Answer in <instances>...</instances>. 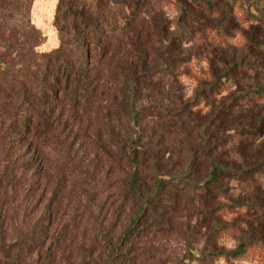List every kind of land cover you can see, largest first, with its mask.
Returning a JSON list of instances; mask_svg holds the SVG:
<instances>
[{
    "label": "trees",
    "instance_id": "obj_1",
    "mask_svg": "<svg viewBox=\"0 0 264 264\" xmlns=\"http://www.w3.org/2000/svg\"><path fill=\"white\" fill-rule=\"evenodd\" d=\"M174 2L184 10L185 20L195 26V39L203 44V52L210 64V78L202 82L204 88L197 89L191 101L180 105L174 103L175 98L180 100L174 95L178 91L180 68L183 64L189 65L193 56L184 48L185 39L171 32V24L162 13H155L153 20L146 22L139 19L140 7L136 0H94L89 7L82 5L81 8L74 0H59L60 45L38 55L36 43L31 42L28 54H22L23 61L17 66L12 63L13 54L19 59V51L10 45L7 34L12 30L3 21L9 3L0 0V48L3 49H0V223L5 225L11 211L22 226L31 209V195L35 197L40 192L37 200L42 202L47 200V193L53 185L54 189L60 184L62 188L67 186L66 175H61V183L51 181L43 166L51 169L50 159L58 144L55 132L62 125L68 129L72 120L75 128L74 120L79 118L77 115L83 108L92 127L102 122L109 129L110 142L117 151L115 154L109 151L108 159L123 171L122 192L124 198L133 201L134 208L130 226L118 244L110 245L104 264H135L129 256V249L121 247V242L129 243L134 230L150 220L153 198L165 186L190 194L188 199L213 218L215 227H209L210 232H220L226 227L222 218L228 213L233 212L235 219L240 220L238 206L246 207V216L254 219L250 222L256 229V240H242L231 249L206 241L203 247L194 251L197 255L190 250L196 264H218L220 259L233 264L247 255L264 263L263 187L258 183L264 180V144L253 148L264 138V109L261 106L253 111L252 107H246L254 97H264V26L259 22L252 26L253 30L245 33L244 53L241 52L238 59L231 58L225 50L226 38L230 36L228 27L219 25L213 18L222 16L227 24H233L232 13L238 0ZM143 13L145 18L149 17V13ZM234 26L238 29L237 25ZM142 32H145L143 42ZM117 39H122L123 45H117ZM118 46L123 47L117 53ZM122 50L124 55L119 56ZM105 56L106 75L101 68ZM120 80L124 83L118 86ZM242 81L262 83H253L252 86L248 82L241 86ZM226 83H235L239 89L223 97L219 112L224 117H217L216 131L221 134L228 125L237 127V117L247 118L250 122L244 128L240 127L239 133L242 137L254 138L253 145L246 149L242 140L231 142L229 135L220 137L219 134L211 135L216 137V142L210 144L209 128L215 121L197 118L199 145L194 152L191 150L193 153L186 167L174 175L156 170L152 176L154 186L146 187L143 177L146 161L143 158L149 151L140 145L145 131L163 126L164 120L170 121L176 115L182 117V107L187 111L189 103L196 106L194 101L201 92L217 97ZM148 87L154 88L155 95L146 91ZM62 102L70 104L73 112L65 123H62L63 114L57 113ZM154 110H157L156 115L151 114ZM253 114L259 116V121L250 117ZM64 140L68 142V138ZM208 150L215 153L202 170V161ZM61 158L62 163L58 166L68 170L66 159ZM232 180L243 186L247 199L244 205L235 203L230 193ZM48 222L47 215L38 221L41 231L46 230L44 225ZM26 236L33 241L35 229L22 234L23 238ZM48 255L42 253L38 264H46Z\"/></svg>",
    "mask_w": 264,
    "mask_h": 264
},
{
    "label": "rangeland",
    "instance_id": "obj_2",
    "mask_svg": "<svg viewBox=\"0 0 264 264\" xmlns=\"http://www.w3.org/2000/svg\"><path fill=\"white\" fill-rule=\"evenodd\" d=\"M74 1L77 7L81 8L82 5L89 7L94 0ZM136 1L139 2L138 10L141 21L151 22L155 13H162L171 24V32L185 39L184 48L192 54L193 61L189 65L183 64L180 68L179 81L176 86L178 91L174 92L180 100L175 98L174 103L180 105L191 101L195 91L204 88L202 82L205 83L210 78V64L206 58L207 55L203 52V44L195 39V26L185 20L184 10L174 0ZM218 1L222 3L226 0H214V2ZM8 3L3 21L12 30L7 34L10 45L16 51L18 50L20 55L18 59L16 54H13L14 62L12 63H17V66L21 64L22 54L29 52L31 42L36 43L35 51L38 55L50 52L60 45L59 24L62 25V23L58 24L57 21L59 0H8ZM237 4L232 13V17L235 18L233 24H227L222 16L213 18L218 20L219 25L228 27L227 31L230 36L226 38L225 50L232 56L231 58L235 59L240 57L241 52L244 53L247 43L245 33H250L253 30L252 26L258 22L264 26V0H238ZM144 11L149 13V17L145 18ZM234 25H237L238 29L234 28ZM142 34L141 42L144 41L145 32ZM127 41L128 39L125 38L124 42L127 43ZM115 42L117 45L124 43L122 39H117ZM214 43L218 44L215 40ZM122 47L118 46L116 52L118 53ZM256 49L259 50V48ZM262 51H264L263 48ZM124 52L122 50L119 56H123ZM106 57L101 64L104 75L108 74ZM94 62L95 60L92 59L93 64ZM117 82L118 86L124 83L123 80ZM248 82L250 81H242L239 85H247ZM258 82L262 83V81L250 83L253 86ZM239 85L235 87V83L223 84L222 93L217 97L201 92L194 101L196 106L189 103L187 111L182 107V117L176 115L170 121L162 120L163 126L158 125L152 131H145L146 134L140 145L149 151L144 158L142 157L146 161L143 175L146 187L154 186L155 181L152 176L156 170L159 171L158 173L174 175L186 167L195 147L199 145L197 118L206 117L204 118L206 122L214 119L215 122L210 126L209 134L210 136L219 134L216 131V119L218 116L224 117L219 112L222 99L238 90ZM112 87L115 88L114 85ZM146 91L155 95L153 87H148ZM118 97L122 98L120 93ZM251 101L249 105H246L247 108L252 107L253 111H256L262 106L264 109V97H254ZM61 106L57 113L63 114L62 123H65L73 112L71 105L67 102H62ZM156 112L157 110L152 113L150 111L154 115ZM95 114L94 112L93 115ZM77 116L79 118L74 120L75 128L72 126V120L68 129H64L62 125L55 132V140L58 144L57 148L54 146L55 155L53 154L50 159L51 169L48 170L46 166H43L51 181L61 183V175H66L67 186L62 188L60 184L54 189L53 185L47 193L46 201L38 202L40 192L35 197L31 195L29 198L31 209L22 226L19 225L20 221L17 220L16 215H13L11 211L8 212L5 225L0 223V264H36V262L38 264L42 253L47 255L49 253L46 264H104L109 256L110 245L118 244L120 237L130 226L134 216L133 201L124 198L123 171H119L118 167L108 159L109 151L114 154L117 151V148L110 142L109 129L102 122L92 127L91 121L87 120L86 110L83 108ZM250 117L258 121L260 119L257 114ZM235 119L239 125L237 127L226 126L219 136L229 135L230 141L235 143L242 140L246 149H249L255 139L247 135L242 137L239 128H244L250 120L244 117ZM156 120L154 119L153 122ZM65 137L68 138L67 143H65ZM214 142H216V137L211 136L210 144ZM261 143L264 144V138L258 140L253 148ZM212 153L215 152L207 151L206 159L202 161V170L212 158ZM61 157L66 159L68 170H62L58 166L62 163ZM258 183L263 187L261 205L264 206V180ZM229 186L235 203L244 205L247 199L243 186L235 180H232ZM188 197L191 196L187 192H178L169 186L159 189V194L153 198L150 220L134 230L135 234L130 237L129 243L121 242V247L129 249V256L134 259L135 264H196L190 256V250L194 252L203 247L206 241L231 249L242 240L257 239L256 229L251 227L254 224L250 222L254 219L246 216V207L238 206L237 211L241 214L240 220L235 219L233 212L228 213L222 218V224L226 227L220 232H210L209 227H215L213 218L200 211L197 203L191 202ZM35 201H37L36 204ZM45 215L49 217V222L44 225L46 230L41 231L38 221ZM231 224L233 226L228 228ZM34 229L33 241H29L27 236L22 237L27 230ZM194 253L197 255L196 252ZM245 257L233 264H264L252 255ZM218 264L230 263L220 259Z\"/></svg>",
    "mask_w": 264,
    "mask_h": 264
}]
</instances>
